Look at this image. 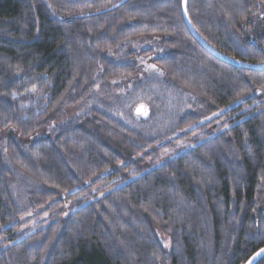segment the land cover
Wrapping results in <instances>:
<instances>
[{"label":"trees","instance_id":"1","mask_svg":"<svg viewBox=\"0 0 264 264\" xmlns=\"http://www.w3.org/2000/svg\"><path fill=\"white\" fill-rule=\"evenodd\" d=\"M119 1L0 0V264H244L264 246V67L209 53L182 0L101 12ZM185 13L264 66V0Z\"/></svg>","mask_w":264,"mask_h":264},{"label":"water","instance_id":"2","mask_svg":"<svg viewBox=\"0 0 264 264\" xmlns=\"http://www.w3.org/2000/svg\"><path fill=\"white\" fill-rule=\"evenodd\" d=\"M125 1L127 0H120L119 2H117L116 4H114L113 6H111L110 8H107L101 12H107V11H110L120 5H122ZM181 9H182V15H183V19H184V22L189 30V32L191 33V35L209 52L211 53L212 55H214L216 58L222 60V61H225L227 63H230V64H233V65H237V66H240V67H246V68H252V69H262L264 66L262 65H250V64H245V63H241V62H238L236 60H233L231 58H228L226 56H223L217 52H215L214 50H212L210 47H208L198 36L197 34L194 32L193 28L191 27L188 19H187V16H186V13H185V0H182L181 1ZM99 12V13H101ZM142 110L143 108L142 107H137L136 110H135V114H141L142 113ZM264 246L259 248L256 252H254L246 261L244 264H256L263 256H264Z\"/></svg>","mask_w":264,"mask_h":264},{"label":"rangeland","instance_id":"3","mask_svg":"<svg viewBox=\"0 0 264 264\" xmlns=\"http://www.w3.org/2000/svg\"><path fill=\"white\" fill-rule=\"evenodd\" d=\"M226 2H229V0H226ZM208 14H209V13H208ZM150 68L153 69L152 67H150ZM137 76H138V75L131 76V77H129L127 80H125V82H123L122 88L124 89V91H127V89L131 88V83H132L131 80H133V79H135V78H136V80H137V79H138ZM115 83L120 84V82H118V81H116ZM115 83H114V85H115ZM124 91H122V92L119 94L120 97H124V95H125V92H124ZM137 96H138V93L135 95L134 98H136ZM262 100L264 101V97L262 98ZM261 103H262V102H259L258 104L260 105ZM259 105H258V106H259ZM137 107H142V108H143L142 113H141L140 115H142L143 113H146L145 115H148L149 111H148V107H147V105H146L145 103L134 104V105L130 108V113L133 114L134 110H136ZM71 112H72V111H71ZM73 112H74V111H73Z\"/></svg>","mask_w":264,"mask_h":264},{"label":"snow or ice","instance_id":"4","mask_svg":"<svg viewBox=\"0 0 264 264\" xmlns=\"http://www.w3.org/2000/svg\"><path fill=\"white\" fill-rule=\"evenodd\" d=\"M262 251H264V250H262Z\"/></svg>","mask_w":264,"mask_h":264}]
</instances>
